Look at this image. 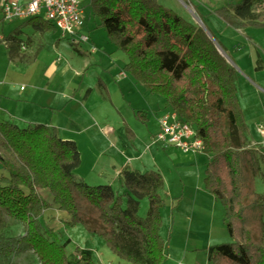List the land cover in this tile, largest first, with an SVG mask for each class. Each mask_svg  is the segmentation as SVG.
Returning <instances> with one entry per match:
<instances>
[{
    "label": "trees",
    "instance_id": "1",
    "mask_svg": "<svg viewBox=\"0 0 264 264\" xmlns=\"http://www.w3.org/2000/svg\"><path fill=\"white\" fill-rule=\"evenodd\" d=\"M90 6L97 24L126 55L124 71L149 94L162 98L204 143L209 159L205 187L222 202L233 239L210 246L208 261L264 264V231L261 241H255L250 227V221L256 220L264 225V196L255 189L260 164L246 149V124L233 67L200 27L156 0H90ZM217 14L232 27L264 28V0L225 4ZM24 24L37 31L56 29L41 18ZM20 34L15 29L8 36L11 51L20 46ZM0 161L8 172L0 184V256L4 259L32 250L39 264H94L90 249H79L68 258L65 246L70 240L60 244L45 231L41 217L49 203L39 190L48 189L56 208L68 214L69 224H82L102 237L110 251L128 264L164 263L160 212L165 205L164 180L158 171L124 168L120 194L111 185L91 186L75 173L81 155L74 141L62 139L56 128L45 124L21 128L7 120H0ZM144 199L148 210L141 217ZM8 218L23 222L25 232L8 236Z\"/></svg>",
    "mask_w": 264,
    "mask_h": 264
},
{
    "label": "rangeland",
    "instance_id": "2",
    "mask_svg": "<svg viewBox=\"0 0 264 264\" xmlns=\"http://www.w3.org/2000/svg\"><path fill=\"white\" fill-rule=\"evenodd\" d=\"M156 1L200 27L235 70L238 106L246 124V149L257 157L260 164L261 173L255 180V189L264 196V136L258 131L260 125L264 126V28L232 27L218 16L219 8L241 0ZM82 5L85 30L89 31L91 42L79 46L71 45L57 29L37 31L22 21L5 24L6 35L19 26L23 32L18 36L20 46L17 51H10L7 44L0 45V120L21 128L36 123L55 126L63 121L59 136L73 135L87 159L92 157L84 147V137L90 138L94 146L112 147L110 152L113 155L115 150L123 151V143L127 145L125 159L131 158L133 169L158 171L164 180L162 195L165 205L160 209L161 235L166 247L163 264H213L203 250L195 253L194 248L205 246L207 241L216 245L231 243L233 239L226 227L222 202L205 187L208 156L204 152L182 153L173 147L164 149L154 143L153 136L157 133L153 125L152 129L148 128L149 121L155 120L156 111H168V105L162 98L149 94L124 71L126 55L97 24L90 0H82ZM22 43L28 50H21ZM92 48L94 53L89 52ZM47 96L48 99L57 98L54 103L62 104L61 108L64 104L68 108L53 113L35 107L34 101L43 103ZM145 111L149 119L143 123L136 115L142 116ZM51 119L55 124L50 123ZM87 127L88 133H83ZM68 131L72 133L68 135ZM132 133L136 134V139ZM87 159L85 164L88 165ZM101 165L108 169V179L117 178L107 158L101 159L99 169ZM95 175L88 176L85 182L91 186L109 182L99 180L100 177ZM7 176L8 172L0 161V184ZM113 183L117 186V181ZM113 188L118 194L122 192V188ZM196 192L200 194L195 199ZM39 194L49 203L41 217L45 231L60 244L70 240L65 246L68 258L77 254L79 249H90L94 264H128L110 251L102 237L90 233L82 224H69L68 214L56 208L48 189H40ZM147 210L148 200L144 199L140 216L145 217ZM250 217L258 218L259 215L250 214ZM7 223L10 227L8 236L16 237L25 232L23 222L8 218ZM250 227L254 235L252 239L261 241L264 225L261 227L256 220L250 221ZM39 263L38 254L32 250H23L9 259L0 256V264Z\"/></svg>",
    "mask_w": 264,
    "mask_h": 264
},
{
    "label": "built area",
    "instance_id": "3",
    "mask_svg": "<svg viewBox=\"0 0 264 264\" xmlns=\"http://www.w3.org/2000/svg\"><path fill=\"white\" fill-rule=\"evenodd\" d=\"M41 18L55 25L73 46L90 43L91 39L84 30L85 10L82 0H0V44L5 41L4 26L14 21H27ZM22 45V49L26 50ZM91 53L95 49L90 50ZM125 77L124 73L120 74ZM159 130L153 141L164 149L173 147L182 153L197 154L205 150L204 143L196 134L195 129L179 120L177 114L168 110L159 119ZM264 136V126L258 127Z\"/></svg>",
    "mask_w": 264,
    "mask_h": 264
},
{
    "label": "crops",
    "instance_id": "4",
    "mask_svg": "<svg viewBox=\"0 0 264 264\" xmlns=\"http://www.w3.org/2000/svg\"><path fill=\"white\" fill-rule=\"evenodd\" d=\"M229 4V3H228ZM231 4H234V3H231ZM24 22H26V21H24ZM24 22L22 23V24H24ZM25 25V24H24ZM28 25H30V24H28ZM4 29H5V27H4ZM3 29V30H4ZM16 29H20L21 30V33L23 32L22 31V29L20 28V26L18 27V28H16ZM58 30V29H57ZM84 30H85V23H84ZM86 31V30H85ZM13 32H14V30L10 33V34H5V30H4V34H5V41L3 42L4 44H7V46H8V48H9V50L11 51V42L7 39L8 38V36H10L11 34H13ZM86 33H88L89 34V36H90V33H89V31H86ZM90 39H91V36H90ZM1 45V44H0ZM22 45H25L24 43H22L21 44V50H24V49H22ZM19 48V47H18ZM26 50H28L27 48H26ZM15 51H17V50H15ZM25 51V50H24ZM90 52V51H89ZM87 63H85V65H86ZM126 64V63H125ZM101 84H103L102 82H100ZM104 88H105V86H104ZM106 96H108V94H105ZM48 97L49 96H47V98L45 99V101L43 102V103H40V102H36V101H34V105H35V107H42V108H44V109H48L49 111H53V113H54V111L55 110H61V109H63L64 111L68 108V106L67 105H63V107L61 108V105L62 104H59V102L57 103V104H55L54 102H55V100L57 99V98H53L52 99V97L51 98H49L48 99ZM63 98H65V96H62ZM26 99V101H28V99H27V97L25 98ZM138 112H140V111H137V113ZM163 112H165V111H163V110H158V111H156V113H155V116H154V121H149V129H152V125L154 126V128H155V130H156V132L155 133H157L158 132V130H159V124H158V119H159V117H160V115L163 113ZM144 114L142 115V116H144V118H143V120H140L139 119V117L137 116V118L141 121V122H143V123H145L146 122V120H148L149 119V115H147V112L145 111V112H143ZM146 116V117H145ZM53 119V118H52ZM51 119V122L50 123H53V124H55V122H54V120H52ZM63 121H61V122H58V125H56L55 124V126L54 125H50L49 123H36V124H45V125H47V126H49V127H54V128H56L57 129V131L59 130V129H61V128H63L62 126H61V123H62ZM88 130H89V128L87 127L86 129H83V133H88ZM64 132H66L67 130H63ZM68 132H70V133H68V135L69 134H71L72 132L71 131H68ZM67 135V136H68ZM132 135L135 137V139L137 138V136H136V134H133L132 133ZM155 136V135H154ZM62 139H64V140H72V141H74L75 143H76V145H77V147H78V149H79V152H80V155H81V164H80V166L76 169V171H75V173H76V175L79 177V178H81V179H83L84 181L88 178V176H90V175H95V174H97V175H95L96 177L98 176V177H100L99 178V180H106V181H109V182H106L107 183V185H111L112 187H118V188H122V184H121V179H120V175H121V172H122V170L124 169V168H126V167H128L129 169H131V170H137V171H141V170H138V169H133L132 167H134L133 166V161H130L131 160V158H127V159H125V157H126V153H127V151H128V149H127V145H125L124 143H123V151H120V150H115V153H114V155L113 154H111V148L112 147H109L108 149H106L105 147H103V146H97V144L94 146V143H91L90 142V138H86V137H84L85 139H86V141H85V148H86V151H88V155H91V159H87L86 158V156H84V153L82 152V150H81V148L79 147V145L77 144V140H76V138H74L73 137V135H71V136H68V137H61ZM109 140V139H108ZM110 153V154H109ZM107 158V160L112 164V171H113V174L117 177V178H114V180H111V179H108V177H109V175H108V169L105 167V165H101V167H100V169H99V163H100V161H101V159L102 158ZM85 159H87V161H88V165L87 164H85ZM121 161V162H120ZM119 162H120V164H119ZM132 162V163H131ZM99 169L98 170V172L97 173H95V171H96V169ZM146 171H149V170H146ZM141 172H145V171H141ZM108 179V180H107ZM111 181H117V186L116 185H114V183L113 182H111ZM200 193L199 192H196L195 194H194V197H195V199L197 198V196L199 195ZM179 206H177L176 208H178ZM200 241H197V243H199ZM211 243H212V241H207L206 242V244H204L205 246H201V248H194V252L195 253H197L199 250H203L204 251V254H205V257L207 258V260H208V257H207V249L210 247V246H212L211 245ZM200 245H203V244H200ZM187 246H188V243H187ZM186 253H187V250H186ZM168 256H170V254H168Z\"/></svg>",
    "mask_w": 264,
    "mask_h": 264
},
{
    "label": "water",
    "instance_id": "5",
    "mask_svg": "<svg viewBox=\"0 0 264 264\" xmlns=\"http://www.w3.org/2000/svg\"><path fill=\"white\" fill-rule=\"evenodd\" d=\"M219 52L224 56V53L221 51V49L217 46Z\"/></svg>",
    "mask_w": 264,
    "mask_h": 264
}]
</instances>
